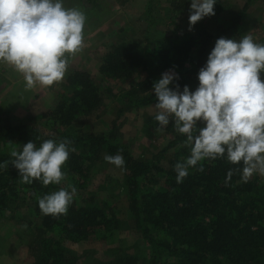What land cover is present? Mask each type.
<instances>
[{"label":"trees","instance_id":"16d2710c","mask_svg":"<svg viewBox=\"0 0 264 264\" xmlns=\"http://www.w3.org/2000/svg\"><path fill=\"white\" fill-rule=\"evenodd\" d=\"M252 1L247 0L216 35L201 30L182 38L162 37L144 46L133 42L112 45L101 59L100 75L116 80L142 75L120 97V111L155 104L153 83L167 71L178 76L174 83L181 90L187 85L194 91L197 73L215 40L240 36L241 18ZM65 88L66 94L51 112L41 116L53 127V134L42 136L34 127L8 118L2 121L0 115V163L9 161L10 151H19L29 141L39 146L46 139H67L73 151L63 171L78 192L84 189L96 161L120 154L125 161L121 185L127 195L133 232L149 247L146 264H264V185L244 182L238 172L225 183L229 169L238 166L223 159L201 162L198 167H203L202 172L189 169V175L178 184L174 166L189 155V148L182 146L185 137L174 131L171 122L165 131L173 134V139L151 161L132 157L127 146L117 140L114 125L100 135L65 134L63 130L101 105V94L86 71H72L65 78ZM147 122L156 128L154 117ZM170 150L173 153L165 168L161 161ZM60 185L44 186L35 180L24 184L11 164L0 169V221L16 203L19 186L27 194L28 206L37 220L36 240L29 246L32 264H77L65 243L107 241L124 228L105 203L85 198L83 193L74 197L67 214L43 215L38 198ZM98 264H139V260L124 253Z\"/></svg>","mask_w":264,"mask_h":264},{"label":"clouds","instance_id":"9594fccd","mask_svg":"<svg viewBox=\"0 0 264 264\" xmlns=\"http://www.w3.org/2000/svg\"><path fill=\"white\" fill-rule=\"evenodd\" d=\"M188 31L206 17L215 15L217 0H188ZM87 16L80 7H66L65 0H0V65L21 74L25 91L35 86L50 88L60 83L70 61L85 45ZM264 43L249 32L239 38L220 37L205 64L197 73L194 91L181 90L173 71L161 74L152 86L156 103V131L170 122L185 137L182 146L189 155L174 166L176 182L182 183L189 169L202 172L204 161L226 160L235 169L226 173L225 183L235 173L247 182L254 175L264 177ZM70 141L46 139L39 146L33 141L0 163L11 164L20 181L44 186L60 185L70 152ZM105 162L123 169L122 155H105ZM76 188L61 187L38 198L43 215L67 214Z\"/></svg>","mask_w":264,"mask_h":264},{"label":"rangeland","instance_id":"374dc122","mask_svg":"<svg viewBox=\"0 0 264 264\" xmlns=\"http://www.w3.org/2000/svg\"><path fill=\"white\" fill-rule=\"evenodd\" d=\"M246 1L217 0L215 15L202 19L188 31V0H65L66 7H80L86 13L83 50L72 58L63 80L50 88L35 86L25 91L23 76L9 66L0 65L2 121L8 118L13 122H22L37 129L42 136L53 134V127L41 116L50 113L61 95L66 94L65 78L74 70L86 71L101 94V105L90 115L78 118L71 128L63 132L78 137L100 135L114 125L117 140L127 146L132 157L139 161H151L173 139V134L165 130L156 131L157 126L154 128L147 122L156 114L155 104L120 111V97L142 75L122 80L104 78L98 72L103 55L112 45L120 42L144 46L162 37L182 38L197 35L201 30L216 35L217 30L228 25ZM247 32L256 42L264 43V0H253L247 6L239 33L241 36ZM172 153L173 150H170L164 156L161 161L163 167H168ZM122 177V169L108 164L102 156L93 164L84 189L76 191L75 196L83 193L85 198L105 203L124 225L107 241L92 239L86 243H65V249L77 258V264L107 262L124 253L136 256L139 264L147 263L149 247L133 232L127 195L121 185ZM248 181L264 185V177L258 175ZM69 186L70 182L64 179L56 190ZM17 193L16 203L0 221V264L33 263L29 246L36 240L37 220L21 186Z\"/></svg>","mask_w":264,"mask_h":264}]
</instances>
